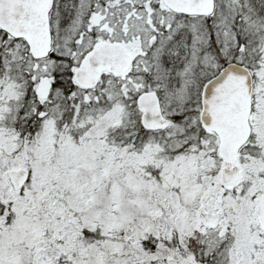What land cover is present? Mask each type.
<instances>
[{
    "label": "snow or ice",
    "instance_id": "6c2138e0",
    "mask_svg": "<svg viewBox=\"0 0 264 264\" xmlns=\"http://www.w3.org/2000/svg\"><path fill=\"white\" fill-rule=\"evenodd\" d=\"M0 264H264V0H0Z\"/></svg>",
    "mask_w": 264,
    "mask_h": 264
}]
</instances>
